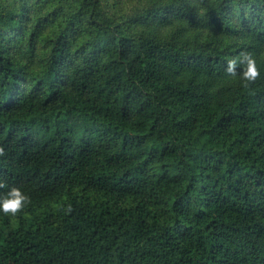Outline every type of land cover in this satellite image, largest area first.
<instances>
[{
  "label": "trees",
  "instance_id": "1",
  "mask_svg": "<svg viewBox=\"0 0 264 264\" xmlns=\"http://www.w3.org/2000/svg\"><path fill=\"white\" fill-rule=\"evenodd\" d=\"M0 147V264H264V0H0Z\"/></svg>",
  "mask_w": 264,
  "mask_h": 264
},
{
  "label": "clouds",
  "instance_id": "2",
  "mask_svg": "<svg viewBox=\"0 0 264 264\" xmlns=\"http://www.w3.org/2000/svg\"><path fill=\"white\" fill-rule=\"evenodd\" d=\"M239 66L240 71L237 72ZM226 73L231 77H239L243 82V87L248 88L260 77V71L257 67L255 58L251 53L241 52L238 58L228 60L225 69ZM5 151L0 147V156H4ZM7 187V185L0 181V189ZM30 203V198L16 186H11L9 190L0 195V212L5 215L15 216L20 213L26 204ZM69 212L71 208L67 209Z\"/></svg>",
  "mask_w": 264,
  "mask_h": 264
}]
</instances>
